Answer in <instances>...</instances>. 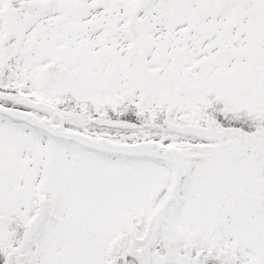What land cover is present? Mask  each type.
<instances>
[{"label":"snow or ice","instance_id":"snow-or-ice-1","mask_svg":"<svg viewBox=\"0 0 264 264\" xmlns=\"http://www.w3.org/2000/svg\"><path fill=\"white\" fill-rule=\"evenodd\" d=\"M0 264H264V0H0Z\"/></svg>","mask_w":264,"mask_h":264}]
</instances>
